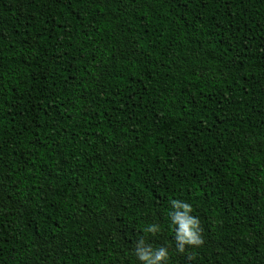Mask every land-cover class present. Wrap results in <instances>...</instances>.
<instances>
[{
  "label": "trees",
  "instance_id": "trees-1",
  "mask_svg": "<svg viewBox=\"0 0 264 264\" xmlns=\"http://www.w3.org/2000/svg\"><path fill=\"white\" fill-rule=\"evenodd\" d=\"M140 239L264 264V0H0V264H141Z\"/></svg>",
  "mask_w": 264,
  "mask_h": 264
},
{
  "label": "clouds",
  "instance_id": "clouds-1",
  "mask_svg": "<svg viewBox=\"0 0 264 264\" xmlns=\"http://www.w3.org/2000/svg\"><path fill=\"white\" fill-rule=\"evenodd\" d=\"M172 210L169 217L174 225L175 241L179 251H184L186 245L198 246L202 243L199 218L192 214V205L181 200L171 201ZM156 225H149L147 232L156 233ZM135 255L141 264H167L169 251L166 247L153 248L140 239L137 243Z\"/></svg>",
  "mask_w": 264,
  "mask_h": 264
}]
</instances>
